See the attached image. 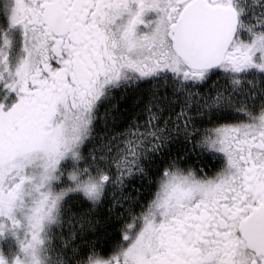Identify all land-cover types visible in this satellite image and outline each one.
Masks as SVG:
<instances>
[{
  "label": "snow or ice",
  "instance_id": "snow-or-ice-1",
  "mask_svg": "<svg viewBox=\"0 0 264 264\" xmlns=\"http://www.w3.org/2000/svg\"><path fill=\"white\" fill-rule=\"evenodd\" d=\"M0 264H264V0H0Z\"/></svg>",
  "mask_w": 264,
  "mask_h": 264
}]
</instances>
